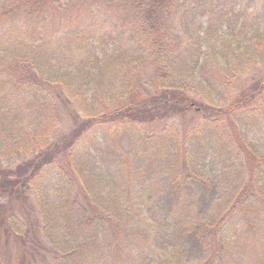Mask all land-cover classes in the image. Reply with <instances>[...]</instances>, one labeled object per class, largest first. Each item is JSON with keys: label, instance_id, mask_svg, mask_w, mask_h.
<instances>
[{"label": "trees", "instance_id": "16d2710c", "mask_svg": "<svg viewBox=\"0 0 264 264\" xmlns=\"http://www.w3.org/2000/svg\"><path fill=\"white\" fill-rule=\"evenodd\" d=\"M263 62L264 0H0V197L32 191L47 264H264Z\"/></svg>", "mask_w": 264, "mask_h": 264}, {"label": "rangeland", "instance_id": "374dc122", "mask_svg": "<svg viewBox=\"0 0 264 264\" xmlns=\"http://www.w3.org/2000/svg\"><path fill=\"white\" fill-rule=\"evenodd\" d=\"M258 4H254L252 11H257L259 9ZM152 76V70L149 68L144 69L142 74L139 75L141 77V81L147 80ZM138 77V78H139ZM264 77V62L257 68H253L247 76V78L241 79L237 82V91L239 93H250L252 90H256L255 86L257 80H261ZM256 87V88H255ZM52 92L56 96L58 111L60 118L62 120V125L60 129L57 131L56 136L59 137L64 133H69L75 122V113L73 111L74 105L68 102H65V97L62 93L60 85L51 86ZM255 88V89H254ZM152 89V88H151ZM151 91V90H150ZM206 109L207 106H206ZM196 110H193L192 106H189L185 112L176 113V115H172L169 120H174L178 123L181 130L184 131L188 127L196 124L198 116H196ZM200 115V113L198 114ZM194 116V118H192ZM227 126L229 131L232 132L234 136H236V128L230 123L227 119ZM11 194H5L3 197H0V231H2L1 226L6 229V223L10 214H15L23 221H25L28 225V231L21 237H15L12 235L0 234V252H3L4 255L9 259V257L15 259L13 264H19L28 258H33V264H47L49 261H54V258L57 255L53 252L52 248L48 245L47 241L43 238V234L41 231L40 220L38 211L35 208V197L31 190L25 189V196L20 198H15ZM8 233V232H7ZM3 234V235H2ZM19 240L21 245L24 242L23 251L18 253L17 248L8 249L7 244H11L14 247V242L12 240ZM22 242V243H21ZM48 245V246H47ZM29 254L27 257L25 254ZM37 260V261H36Z\"/></svg>", "mask_w": 264, "mask_h": 264}]
</instances>
